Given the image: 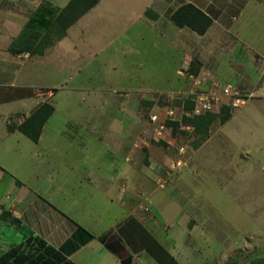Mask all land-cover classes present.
<instances>
[{"label": "crops", "instance_id": "1", "mask_svg": "<svg viewBox=\"0 0 264 264\" xmlns=\"http://www.w3.org/2000/svg\"><path fill=\"white\" fill-rule=\"evenodd\" d=\"M69 1L0 0V19L4 18L5 21V23L0 21V44L4 45L1 51L6 56L5 63L18 64L22 55L27 61L34 58V48ZM184 3L194 5L212 20L211 26L204 35L200 36L190 29L189 31L188 28L174 29L175 25L168 23L171 20V14ZM20 11L22 13L24 11V14ZM95 25L100 26L98 31ZM120 26L123 29L119 32ZM17 28L20 31L19 35L16 34ZM146 31H156L161 38L167 39L179 48L182 60L176 62L178 68L175 75H178L179 65L186 62L187 65L192 66L196 76L208 73L213 78L220 80L225 78L229 82L231 80L229 76H233L229 75V71L223 78L212 69L213 65L206 61L217 55L220 50H227L231 55L244 54L250 60L251 65L244 63L234 67L237 70L235 78L238 85H243L246 90H252L264 78L262 75L264 48L258 45L264 44V0H100L69 27L62 38L50 40L51 44L44 48L39 57L44 55L49 57L54 52L67 51L75 60L80 59L79 55L82 53L80 49H83L81 44H85L88 46L87 49H91L92 58L101 60L100 66H97V73L101 75L103 83H100L97 88H91L89 85L82 91L106 92L104 87L111 83H108V79L102 73V65L105 64L104 60L108 58V54L104 56V60L99 56L105 52L108 42L120 37L121 50H118V55L115 57L118 58L123 52L128 51L127 54H129L132 50L129 44L137 39H143ZM171 32H174V39L169 38ZM183 34L193 36L197 43L196 36H198L201 40L200 44L196 47L194 45L189 48L182 47L184 44L180 45L177 37ZM114 35H116L115 38H112ZM203 38L207 39L205 46L202 43ZM104 43H107V46L104 47ZM252 45H258L261 48L255 50ZM16 52L19 55H15ZM126 56L128 55L109 64L114 75L107 73L106 76L110 78L114 89L107 92H118L119 97H125L134 92H150L151 96L153 93L180 92L192 88L191 83L186 87V82H178L176 78L168 77L162 81H155L148 76L146 62L142 61V57L135 58V66L138 61L142 68L126 72V65L133 66V62H125ZM156 61L157 67L162 71L166 66L167 69L171 66V61H166L164 58H162L163 65ZM204 62H206L205 66L202 65ZM79 67L81 66L75 69ZM133 83L142 89L134 90L126 86ZM46 89L50 91L48 87ZM32 91L35 93L37 90L29 92ZM39 96L42 97V93L40 95L23 93L13 98V100L18 99L14 101L17 104L16 110L11 111V108H8V113L4 115L2 132L4 136H14L16 133L23 135L17 126L43 103H48L44 97L42 101L38 100ZM7 99L0 98L1 101ZM113 101L115 100H100L90 104V107L99 109L96 116L105 132L103 134L88 133L90 138L97 141V144L103 143V148L106 149L101 147L94 149L92 144L84 143L80 148V141L89 139H85V134L78 140H71L68 149L71 157L65 166L72 173L63 174L57 166L52 169L51 177L44 176L45 181L51 186L49 202L42 200L41 192L37 190L39 184L31 188L23 184L10 170L0 165V211H2L0 237L10 245L19 244L24 237H40L54 249L61 251L73 264H124L100 240V237L104 235H111L122 247L124 254L130 258L129 264H160L147 250L140 247L138 243L135 244V231H138L141 226L178 264H194L188 260L191 256L184 254L183 247L177 245V238L171 237L168 233L174 232L173 235H175V232L180 231L192 239L193 236L201 235L196 223L192 220V223L187 224L186 230L184 227L178 231H174L173 227L169 230V227L167 228L164 224L168 219V210L159 208V205L165 206L171 202V198L163 195V189L156 183L164 175L162 171L168 164H163L161 160V156L166 155H161L158 150L156 152L152 149L150 142L143 141L139 136L141 134H138L139 132H147L145 121H142L139 103L135 104L132 98ZM109 107L114 108V111L110 113V117H107ZM16 115H19L22 120H18L15 127H10L8 121ZM45 126L46 124L41 130L38 141H32L38 146L44 138ZM164 136L166 139L169 137L166 133ZM56 139V143L58 139L63 142V137L60 135H57ZM112 139H116L118 146L112 145ZM138 141H141L139 145H135ZM40 148L47 150L51 148V145ZM72 177H77L78 182H73ZM175 186L177 188V182ZM175 186L174 183L169 182L166 189H174ZM157 196L161 198L156 199ZM189 201V198L182 196L174 200L178 204V210L185 214L188 212L187 214L194 217L196 214L183 206ZM143 203H146L149 208L146 209ZM81 229L91 235L84 244L78 243L74 238ZM157 256L166 261L161 252H158Z\"/></svg>", "mask_w": 264, "mask_h": 264}, {"label": "rangeland", "instance_id": "2", "mask_svg": "<svg viewBox=\"0 0 264 264\" xmlns=\"http://www.w3.org/2000/svg\"><path fill=\"white\" fill-rule=\"evenodd\" d=\"M0 21L5 23L4 18H1ZM168 23L173 25L171 20ZM95 26L98 31L100 26ZM173 28L178 29L175 26ZM122 29L123 27L120 26L118 31L120 32ZM16 34H20L19 28H17ZM93 35L98 36L97 34ZM196 37L198 43L193 36L185 34L178 36L177 42L180 45L184 44L182 45L184 48H189L192 45L196 47L201 41L198 36ZM169 38H175L174 32H171ZM56 39V34L50 33L49 40ZM206 41L207 39L203 38V46ZM120 43V37L108 42V46L107 43H104L103 46H107L106 50L99 56L104 60V56L108 54V58L104 60L105 64L102 65V73L105 74L108 83H111L104 87L106 92L82 91L89 85L91 88H97L100 83H103L101 75L97 73V66H100L101 60L93 59L90 53L91 49H87L88 46L85 44H81L83 49H80L82 51L79 55L80 59L76 58L75 60L67 51H57L49 57L47 55L39 57V53H37L34 58L32 57L28 61L23 59L24 55H22L18 64L5 63L6 56L1 51L4 45L0 44V98L10 99L0 100V165L10 170L23 184L31 188L39 184L37 190L41 192L42 200L49 202L51 186L45 181L44 176L51 177L52 169L57 166L63 171V174L72 173L65 166L71 157L68 150L71 140H78L85 134V139H89L81 140L80 148L84 143L92 144L94 149L98 147L106 149L103 148V143L102 145L97 144V141L90 138L88 133L103 134L105 132L96 116L99 109L90 107V104L100 100L119 101L132 98L135 100V104L139 103L141 106L142 121H145L147 126L146 133L142 131L138 134L141 133L139 136L142 140L150 142L151 146L155 147L152 149H155L156 152L160 151L158 153L161 155H166L161 156L163 164L166 165V163L169 164L176 160L177 148L187 145L188 152L184 158L185 164H187L181 168L180 173L171 174V177L166 180L165 187L162 188L163 195L169 196L171 202L165 206L159 205V208L168 210L169 221L168 219L164 220V224L167 225V228L169 227V230L172 227L174 231L184 228L186 230L187 224L194 220L201 235L193 236L192 239H196L195 241L180 231L175 232V235H173L174 232H169L168 235L171 234V237L177 238V245L183 247L184 254H189L191 257L188 260L194 264H264V97L249 99L235 110H223L222 107L225 104L220 105L213 113L215 120L207 133L208 137L202 142L197 139L194 131L184 128L187 123L182 118L184 111L182 103L179 100L169 101L167 92L153 93L151 96L150 92H134L125 97H119L118 92H107L114 89L110 78L106 76L107 73L114 75L109 64L124 58V55H128L125 62H133V66L128 67L129 64L125 66L126 72L142 68L138 61L135 66V58L142 57V61L146 62L148 76H151L155 81H162L168 77L176 78L178 82H186L187 87L191 83L190 79L180 75L179 72L178 75H175L178 68L176 62L182 60L179 48L167 39L161 38L156 31H146L143 39H137L134 43L129 44L132 48L129 54H127L128 51L123 52L121 56L119 54L120 57L115 58L118 55V50H121ZM258 45L264 48V44ZM258 45L252 46L255 50H260L261 47ZM223 47L226 48L227 45H223ZM14 54L19 55L18 52ZM243 56L244 54L231 55L227 50H220L217 55L206 59V61L210 62L213 65L212 69L223 78L229 71V75H233L229 76L231 80L227 82L225 78L224 81L213 78L208 73L199 75L201 80L204 81L203 78H205L207 83L212 80L222 84L231 82L233 86L247 92L258 90L264 82V78L252 90H246L243 85L237 84L238 81L235 78L237 70L234 67L239 64L244 65V63L251 65L248 57ZM162 58L171 61L169 69L166 66L162 71L157 67L155 61L158 59L156 62L163 65ZM184 63L186 64V62H182L179 65L178 71L181 69L186 71L189 68V71L196 76L192 66L190 64L183 65ZM205 64L206 62L202 63L203 66ZM77 66L81 67L75 69ZM126 86L134 90L142 89L135 86V83ZM47 87L50 91H47ZM77 88L81 89L77 90ZM31 90L37 91L30 93ZM188 90L186 89V91ZM23 93L32 95L42 93V97L39 96L38 100L42 101L44 97L46 102L54 106L53 116L46 123L45 135L40 146L19 133L8 137L2 134L5 113H8V108H11V111L16 110L17 104L14 101L18 99L13 100V98ZM146 94L149 96H141ZM32 101L36 102L34 99ZM167 108L175 111V120L172 122L177 123L178 126L169 127L166 132L169 136L167 141L155 140L154 134L158 130V124L149 122L148 116L150 112H153L152 114H157L161 119L164 109ZM108 110L107 117H110L114 108L109 107ZM222 111H227V113L223 114ZM227 114L230 117L224 120L222 116ZM22 116L24 117V115ZM18 120H22L19 115L10 118L9 126L15 127ZM57 135L63 137V142L58 139L56 143ZM139 142L141 141L135 145H139ZM111 143L113 146H118L116 139H112ZM45 145H51V148L47 150L40 148ZM168 164L162 171L164 174L162 178H166ZM76 179L77 177H72L71 180L78 182ZM169 182L174 183V186L177 182V188L175 186L174 189H166ZM181 196L190 199L189 203L185 202L183 206L196 214L194 217L187 214L188 212L185 214L178 210V204L174 200ZM159 198L161 197H156V199ZM146 203L143 205L148 209ZM151 212L153 213L152 210ZM28 237H24L22 241ZM158 239L161 241L160 238ZM17 245H10L0 237V256Z\"/></svg>", "mask_w": 264, "mask_h": 264}, {"label": "trees", "instance_id": "3", "mask_svg": "<svg viewBox=\"0 0 264 264\" xmlns=\"http://www.w3.org/2000/svg\"><path fill=\"white\" fill-rule=\"evenodd\" d=\"M100 0H70L67 5L60 11L54 20L51 28L43 36L42 40L34 48V54H41L44 46L51 44L49 40L50 33H55L57 38H62L69 27L74 25L84 14L91 10ZM172 23L179 28H188L196 34L204 35L212 24V20L200 9L190 3H184L179 6L171 14ZM49 40V41H48ZM193 108V103L187 100L184 104V110L188 111ZM223 110H229L225 105ZM54 112V107L49 103H43L32 114L29 115L17 129L33 142H37L43 126ZM223 114L227 111H222ZM227 120L230 115L222 116ZM183 120L190 124L194 129V134L197 139L205 141L211 124L215 120L213 113L196 116L191 119L182 117ZM167 126H178L177 123L167 121ZM138 231H135V244L147 250V252L155 257L160 264H178L177 261L169 255L159 242L144 228L139 226ZM82 230V229H81ZM78 230L74 238L80 244L87 242L91 235L84 230ZM84 231V232H83ZM86 232V233H85ZM103 244L109 247L124 264L130 263V258L126 256L114 236L104 235L100 237ZM139 242H138V241ZM161 252L165 256V260H161L157 253ZM0 264H73L67 260L61 251L54 249L46 241L40 237L30 236L22 241L16 247L7 251L0 256Z\"/></svg>", "mask_w": 264, "mask_h": 264}, {"label": "built area", "instance_id": "4", "mask_svg": "<svg viewBox=\"0 0 264 264\" xmlns=\"http://www.w3.org/2000/svg\"><path fill=\"white\" fill-rule=\"evenodd\" d=\"M179 74L187 76L191 83L192 88L188 91L171 92L167 94L169 101L179 100L182 103L184 110V104L187 100L193 103V108L188 111H183L182 117L191 119L196 116L205 115L206 113H214L220 105H227L229 109H238L246 101L255 97H264V82L258 90L247 92L241 90L231 83L222 84L216 80H212L207 83L201 80L200 76H195L189 71V68L185 70H179ZM264 76V68L262 70ZM207 84V85H206ZM245 91V92H244ZM149 122L157 123L158 130L155 132V137L158 140H166L164 133L167 132L169 127L167 121L175 120V111L173 109H164L163 118H158L157 114L150 113L148 116ZM186 130L194 131L190 124H186L184 127ZM187 145H181L177 148L176 160L168 164V170L166 171V178H160L157 181L159 187L164 188L165 184L171 177V174L178 173L181 168L185 165L184 158L187 154ZM1 214V212H0Z\"/></svg>", "mask_w": 264, "mask_h": 264}]
</instances>
